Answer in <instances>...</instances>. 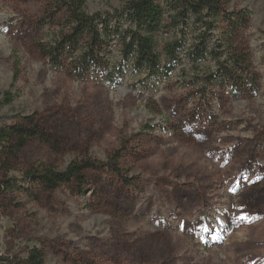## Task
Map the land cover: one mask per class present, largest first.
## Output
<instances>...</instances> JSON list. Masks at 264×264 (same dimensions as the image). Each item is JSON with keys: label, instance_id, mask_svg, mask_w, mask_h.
I'll return each mask as SVG.
<instances>
[{"label": "rangeland", "instance_id": "rangeland-1", "mask_svg": "<svg viewBox=\"0 0 264 264\" xmlns=\"http://www.w3.org/2000/svg\"><path fill=\"white\" fill-rule=\"evenodd\" d=\"M129 1L87 0L85 12L113 27L107 16ZM52 5L0 0V93L14 95L0 104V130L33 117L57 150L31 140L14 159L0 148V182L26 185L31 165H102L86 173L81 196L75 186L0 195V264L33 248L44 264H264V0H222L226 15L246 18L232 49L227 24L215 23L204 63L189 62L188 36L167 61L164 44L177 33L165 28V74L134 70L115 38L105 53L112 72L84 78L45 55L66 33ZM233 50L249 57L252 77H214Z\"/></svg>", "mask_w": 264, "mask_h": 264}, {"label": "trees", "instance_id": "trees-1", "mask_svg": "<svg viewBox=\"0 0 264 264\" xmlns=\"http://www.w3.org/2000/svg\"><path fill=\"white\" fill-rule=\"evenodd\" d=\"M87 0H53V12H61L66 33L45 52L54 67H62L70 60V73L84 78L90 74L103 76L109 74L106 65L109 42L117 39L124 60L131 59L134 70L145 71L156 76L166 73L167 66H161V55L157 49L158 35L166 28L175 34L164 44L163 54L167 61L174 59L176 51L183 46L186 37L193 38L187 51V58L193 65L204 63L208 57V38L215 29V23L224 21L227 31L222 36L229 48L240 25L246 16L241 13L226 15L222 9V0H130L111 18L118 20L110 27L109 19L101 13L89 15L85 12ZM236 21H232V16ZM122 20V22L120 21ZM166 20L167 25L166 24ZM98 53L94 55V51ZM92 60L94 65H92ZM217 60V59H215ZM249 57L232 51L223 62H216V76L224 81H241L243 74L252 77L249 71ZM241 75H237V68ZM18 62H14L13 82L18 78ZM168 74H166L167 76ZM1 105H8L14 95L9 91L0 93ZM31 140L48 145L54 151L52 139L43 132L33 117H25L22 124L0 130V148L7 158L17 159L20 152ZM9 162L7 159L6 163ZM102 164L90 158L75 159L63 171L44 164L31 165L24 174L26 185H16L7 180L0 182V195L5 192L22 191L33 198L34 191L51 192L61 187H74V193L83 195L87 187L86 173L97 170ZM36 200V199H33ZM19 264H44L43 254L33 248L25 261Z\"/></svg>", "mask_w": 264, "mask_h": 264}, {"label": "snow or ice", "instance_id": "snow-or-ice-1", "mask_svg": "<svg viewBox=\"0 0 264 264\" xmlns=\"http://www.w3.org/2000/svg\"><path fill=\"white\" fill-rule=\"evenodd\" d=\"M230 191H231V189H230ZM241 219H245V217H241Z\"/></svg>", "mask_w": 264, "mask_h": 264}]
</instances>
